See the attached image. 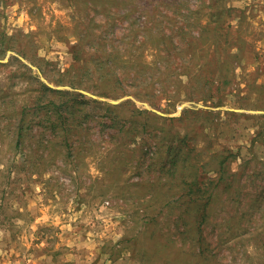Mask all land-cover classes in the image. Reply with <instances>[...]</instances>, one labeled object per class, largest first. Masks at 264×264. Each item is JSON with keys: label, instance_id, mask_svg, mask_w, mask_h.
<instances>
[{"label": "rangeland", "instance_id": "374dc122", "mask_svg": "<svg viewBox=\"0 0 264 264\" xmlns=\"http://www.w3.org/2000/svg\"><path fill=\"white\" fill-rule=\"evenodd\" d=\"M0 264H264V0H0Z\"/></svg>", "mask_w": 264, "mask_h": 264}, {"label": "trees", "instance_id": "16d2710c", "mask_svg": "<svg viewBox=\"0 0 264 264\" xmlns=\"http://www.w3.org/2000/svg\"><path fill=\"white\" fill-rule=\"evenodd\" d=\"M229 68V66H227ZM224 68V66L221 68V70ZM226 78V74H221V78ZM220 78V76H219ZM209 83V82H208ZM220 86L217 87L218 90H220ZM45 90L46 91H50V94L53 93V92H60V93H68L71 97L69 100H73V99H76V98H80V96L82 94H78V93H72V92H69V91H62V90H55V89H52L48 86L45 87ZM49 94V96H50ZM83 96V99H79V102L81 103H90V102H99L97 100H94L92 98H88V97H85L84 95ZM77 100V99H76ZM219 101H221V97H219ZM49 103H52L54 105V107H57L59 106L58 104H56L55 102L53 101H49ZM219 104L221 102H218ZM108 106V111H111V122L114 126L116 125H120L122 128H125L123 126H125L123 124V126L119 123L118 119L117 118V115L115 113V107L112 106V105H109L107 104ZM142 112H145L147 113V111H142ZM58 119V118H57ZM175 120V118H172L171 121ZM187 137V136H186ZM172 148H173V151L174 154L171 156H168V151L169 152H172ZM182 152H183V155H182ZM168 156L169 159H168V164L169 165H172L170 169H167L168 172H166V174L169 176V175H172V178H176L178 181H181L183 180L184 182L183 183H190L191 186H197V188H194L192 190L193 192V195L190 197V201H193L197 207V212L194 214L195 218L197 221H201V222H204L205 220H207L211 214H212V210H213V207H214V201L215 199L217 198L218 196V193L217 191L218 190H215L218 188V183H220V181L222 180L223 178V174L225 173V171L227 170V167H226V157H216L217 159V163L218 165L220 166L219 169L217 170L220 174H221V177L219 178V180L217 179H210V185H212L213 183H215V181H218L216 183V185L213 187L209 185L208 188H202L201 185L203 184V181L201 180V175L199 174V168L196 167V169L192 172L193 175L188 179L186 180V178L184 179V176H183V171L185 168L187 167H190V165L193 167L194 165L192 163H194L193 160H191L192 163H188L187 165H185V161H190V159L188 158L189 154H188V150H184L183 147L181 146H172L171 149H168L166 150L165 152V157ZM212 162H208L207 165H211ZM204 168L206 170H210L208 169L207 166H204ZM186 180V181H185ZM213 187V188H212ZM184 196V193L180 195L181 198H183Z\"/></svg>", "mask_w": 264, "mask_h": 264}]
</instances>
